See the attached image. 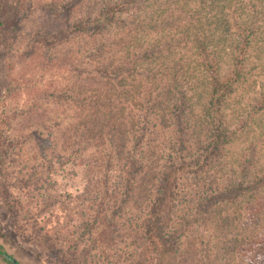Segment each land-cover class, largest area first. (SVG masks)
Listing matches in <instances>:
<instances>
[{
    "label": "trees",
    "instance_id": "obj_1",
    "mask_svg": "<svg viewBox=\"0 0 264 264\" xmlns=\"http://www.w3.org/2000/svg\"><path fill=\"white\" fill-rule=\"evenodd\" d=\"M30 1L28 7L31 6ZM41 2L33 11L28 8L23 9L24 0H0V45L7 49L5 65L10 78L8 87L0 97L3 107L8 104L10 96H13L21 84L13 72L18 65L15 61L16 39L25 29L20 14L25 10L28 11L27 16L32 15L31 18L38 28L36 32L38 40L31 38L32 41H28L24 49L25 52L31 53L30 56L33 57L38 52L37 44L41 42V47H51L54 44H69L74 38L79 37L77 53H83L85 60L97 61L92 68H83L81 65L84 64V60L72 64V70L77 74L78 79L85 77L87 73L86 81L111 85L107 91L95 90L96 112L90 119L81 122V126H90L85 134L93 142L100 137L109 138L114 148L112 153H115L119 159L124 156L122 145L126 132V118L121 97L125 101L134 99V93L139 95V88L133 85L131 90L121 92H114L112 89L116 85L123 88L128 77L140 73L134 66V60L131 61L133 66L122 64L113 68L116 55L127 51L131 56L130 50L133 48L137 50L135 54L143 59L159 58L168 53L169 56L180 57L173 62V68L182 70L184 56L181 52L191 44L195 49L194 55L202 58L201 64L213 77L214 87L210 101L214 110L210 116L211 138L207 143H201L196 153L191 151V142L197 136V127L191 106L181 94L180 102L173 109L181 133L179 152L187 153L192 159L185 160L181 155L178 166L169 167L166 164L165 170L154 172L151 165L146 163L144 153L139 156L134 154L127 156L136 166L133 172L142 174L137 183L138 192L142 193L152 185L158 193L153 203V217L148 220L146 234L157 251L168 254L173 252L172 246L179 243L185 231H190L196 223L205 224L213 216H218L223 226L232 229L227 234L229 239L218 252L216 246L212 244L211 237L204 238L201 234L200 240L203 245L199 248V252L202 253L200 264H212L213 257L219 258L221 252L226 257V261H235L236 264H264V215L260 214L264 211V81L260 79L264 75V70L258 71L259 64L249 63L251 57L247 54L248 49L253 47L261 33L258 24L260 18L258 5L264 3V0H42ZM190 4L198 7L193 11L187 7ZM248 7L255 15L250 21H245L241 17L246 14ZM133 9L136 13H145L144 19L138 14H134L131 20L123 17L122 13ZM76 10L85 12L86 15L83 20L72 23ZM234 26L238 30L237 34L243 36V46L229 43ZM146 30L161 31L166 34L145 47L139 43V33ZM217 33H220L218 37ZM226 48H233V52L229 54L230 59L224 61L228 75L221 83L216 74L220 71ZM71 51L72 49L68 48L56 60H60L62 56L68 58ZM257 51L259 53L261 50ZM20 54H23V51ZM259 58L257 55L256 59ZM93 73L95 76L92 75ZM112 81L116 84H112ZM61 92L62 90H54L50 95L62 94ZM250 92L254 93L252 100L255 102L234 109L231 121L235 126L234 129L226 125L228 116L222 113L221 109L242 105ZM150 101L149 94L144 103L149 105L148 110L151 112L158 107V104H151ZM8 114L5 109L0 118V126H2L0 152L7 139L5 126L11 121V116ZM161 124L167 126V120L163 117ZM155 127L154 124L149 127L147 118L143 123L137 121L133 124L134 134L137 135V151L140 150L145 137L150 139L153 137ZM244 135L249 138V145L243 146L235 154L236 156L230 157L225 150L236 146ZM223 151H225L224 160L220 158ZM173 159L170 154L168 161L171 162ZM184 180H188L187 189L195 185L199 190L200 199L196 205V214L183 218L182 231L165 234L160 225L161 214L167 210L171 200L179 197L178 188ZM209 191H213L214 194L209 196ZM184 194L186 198L188 193ZM238 201L243 211L250 213L247 219H243V213L240 216L235 214L233 205ZM237 220L240 222L236 223ZM153 235L159 237L163 245L162 249L156 246ZM196 243L197 241L192 242L193 245ZM0 251L6 252L1 244ZM197 251L194 248H186L181 264H190ZM8 262L13 264L9 260Z\"/></svg>",
    "mask_w": 264,
    "mask_h": 264
},
{
    "label": "clouds",
    "instance_id": "obj_2",
    "mask_svg": "<svg viewBox=\"0 0 264 264\" xmlns=\"http://www.w3.org/2000/svg\"><path fill=\"white\" fill-rule=\"evenodd\" d=\"M188 8L193 11L198 7L197 5L190 4L187 5ZM235 7V6H234ZM260 9V18L258 24L261 29L260 36L257 38L253 47L249 48L247 54L252 58L251 63L259 64L260 70H264V3L258 5ZM134 14H138L141 19H144L145 13H136V10L122 13L125 19L131 20ZM179 14V13H178ZM86 13L79 10L75 11L72 17V23L83 20ZM253 10L248 7L246 14L241 17L242 20L250 21L254 18ZM172 31V30H167ZM238 30L234 26L232 29V35L229 38L230 44H240L243 46V36L237 34ZM166 32L161 31H143L139 33V43L147 47V44L154 42L165 35ZM217 37L220 33L216 34ZM79 37L74 38L69 44L62 45L61 47L65 50L71 48L72 51L69 53L68 58L61 57L54 65H49L43 69L39 67L41 60L43 59L41 53L43 48L40 47L39 51L32 57L28 62L34 68L33 72H29V76H35L36 79H43L40 82L39 87L49 88L50 90H67L69 94V99L66 101H61L59 103L49 102L44 105V108L48 110V115H59L64 118V125L62 129H53L56 137H61L64 131L69 130V126L73 128L81 122L90 119L96 112L95 105V90L99 89L101 91H107L111 85H106L103 83H95L93 81H86L87 73L85 77H76L75 72L72 70V64L78 63L80 60H84L82 67H95L97 61L85 60L83 53H77V43ZM26 41L17 45V57L21 51H23V46ZM191 49V50H189ZM261 50L258 51L257 50ZM132 55L130 56L127 51L119 52L115 57V64L113 68L120 65L133 66L131 61H135V68L140 73V75H134L128 77L127 83L121 88L116 85L112 89L114 92H121L124 90H131L133 85L138 86L139 95H135L134 99L122 100V106L124 109V117L126 118V132L124 143L122 145V152L126 158L129 154H134L139 156L144 153L146 157V163L151 165L152 171L161 172L165 170L166 164L171 167L172 165L178 166L180 164V156L183 155L185 160L192 159L187 153H180L179 148L181 144V133L179 127L175 121L173 115V109L175 105L180 102L181 94L184 95V99L191 106L192 116L194 123L197 127V136L191 142V151L196 153L197 149L200 147L201 143H207L211 138V126H210V116L213 113V108L210 103L212 99V89L214 87L213 77L209 74L206 69L201 64V57L194 55L195 49L189 44L187 48L183 49L181 55L184 56L182 61L184 67L182 70H176L173 68V62L179 60V56H169L165 53L159 58L143 59L138 57L136 49L130 50ZM233 52V48H226L224 54V60L221 61L220 71L216 74L217 79L220 82H224L227 78V70L224 61L230 59L229 54ZM239 54V53H237ZM259 55V59L256 56ZM15 62V61H14ZM106 62V61H105ZM22 69V65H17L16 70L13 72L14 76H19ZM95 76V73L92 74ZM264 81V75L260 77ZM112 84H116L112 81ZM150 94L151 104H158L153 111H149V105L145 104V98ZM254 93L250 92L245 97L243 104L240 106L233 105L231 107H225L221 109L222 113H226L228 119L225 121L226 125L234 129V125L231 124L233 119L234 109L238 107L247 106L250 102L254 103L252 96ZM87 97L85 103L81 104V99ZM20 100L24 102L21 106L31 103V98L29 94L24 93L21 95ZM143 105V106H141ZM44 111V109H41ZM167 120V126L161 124V118ZM147 118L149 127L153 124L156 125L154 132L159 133L158 136L153 138L145 137L143 140L140 150L136 149V139L137 135L134 134L133 124L137 121L143 123ZM61 145H64L63 139H61ZM114 151L111 145L107 142L106 137L98 138L97 142L93 144L92 147L84 153L85 156L89 155H102L104 152ZM174 157L173 161L169 162V155ZM80 173L75 178L73 186L67 189H61L62 191H69L73 193V196L83 194L88 196V190L90 189L89 178L85 174L83 166L77 169ZM126 173L121 168L113 169L111 176L112 180L110 186L107 189L108 196L103 198L104 189L101 187V197L103 198V204L99 199L93 201L92 199H86L83 202L80 200L73 199L67 209H62L57 207L55 209V215L52 213H44L37 217L40 225L45 227V231L49 234H56L59 232L66 239L62 240L65 248L71 246V244L77 240L79 233L84 227L88 226L91 221L97 216L101 220L104 218L111 217L112 211L116 207L121 206V193L123 191V185L118 184L121 177L125 176ZM57 178V177H56ZM61 183H64L63 179L59 177ZM13 193L19 195L22 200L27 201L28 197L23 193L17 192L16 189H12ZM188 193L186 198H180L171 200L167 210L161 214L160 225L162 226L165 234L171 233L173 231L180 232L184 229V217L196 214V205L200 199L199 190L193 185L190 189H185ZM213 191H209L208 195H213ZM158 193L155 187L149 185L144 189L140 197L135 202H130L124 206V213L122 216L117 217V221L122 225V231H132L133 236L139 232L143 234V228L137 229V225H143L145 221L152 219L153 217V203L157 199ZM235 214L240 216L243 213V219H247L250 215L248 212H244L243 208L240 207V202L238 201L233 205ZM81 209L83 213L81 214ZM32 213L39 212V205L31 206ZM264 215V211L260 212ZM51 220L49 222V218ZM240 221L237 220L236 223ZM235 226V225H234ZM233 226V227H234ZM196 229L193 231H185L181 239L184 242V248H194V250L199 249V244H192V241L198 238L201 234L204 238L211 237L212 244L216 246V250H221L229 239L228 233L232 230L226 226H223L220 222V217L213 216L207 223L202 225H195ZM135 230V231H133ZM104 227H98L92 235L98 240L99 247L96 249V254L101 255L107 252H114L118 254L120 249L125 247V243L119 241L111 243L106 240L104 235ZM131 239V237L129 238ZM153 240L160 249L163 245L158 236L153 235ZM144 247L148 248L147 256L149 257V264H155V261L151 258L155 255L152 251V244L148 241H140ZM85 245L81 244L80 247L83 249ZM130 250V249H129ZM115 259V256H113ZM202 259V253L197 251V254L193 256L190 264H200ZM41 264H47V259L45 258ZM212 264H236L235 261H226V257L221 252L219 258L213 257Z\"/></svg>",
    "mask_w": 264,
    "mask_h": 264
},
{
    "label": "rangeland",
    "instance_id": "obj_3",
    "mask_svg": "<svg viewBox=\"0 0 264 264\" xmlns=\"http://www.w3.org/2000/svg\"><path fill=\"white\" fill-rule=\"evenodd\" d=\"M41 1L31 0V6L28 7L29 0H24L23 9L28 8L34 11L36 6H40ZM27 12L23 10L20 14L25 29L19 33V37L16 39V49L18 44L24 41L27 43L33 37L38 40V36H36L38 28L35 26L34 19L31 18L32 15H26ZM26 43L23 46V54H19V57L16 56L15 59L17 64L22 65L19 76H16L21 84L13 96H10V101L5 107L0 101V118L5 109L11 116L9 125L5 126L7 139L0 152V244L7 253L22 264H41L45 258L47 264H149L148 248L140 242H151L146 234L148 221H145L143 225H137V229L143 228V234L137 232L135 236L132 231H122L123 226L117 221V217L124 213V206L139 198L141 193L137 190V183L142 174L133 172L136 166L131 163L128 157L123 156L118 159L115 153H112L113 151L104 152L102 155L85 156L84 153L97 142L91 141L85 134L90 126H81L82 123L74 128L69 126V130L64 131L61 137H56L53 129H62L66 117L48 115V110L44 108V105L49 102L66 101L70 97L67 90H62V94L50 95L54 90L39 87L43 79L42 76L38 80L35 76L28 75L29 72L34 71V68L28 63L32 59L31 53L24 51ZM41 44L42 42L37 44L38 51ZM61 46L54 44L51 47H42L43 59L39 65L41 69L57 62L58 56L65 51ZM6 54H8L7 49L0 45V97L10 82L5 65ZM251 59H249V63ZM24 93L29 94L31 103L21 106L24 101L20 100V97ZM60 95L61 97H57ZM86 100L87 97L81 99L80 103L83 104ZM32 107L33 110H31ZM184 131L186 132V130ZM158 135L159 133L154 132L153 137ZM61 139L64 141L63 146ZM107 142L113 148L109 138H107ZM248 145L249 138L244 135L241 142L225 151L230 157L236 156L235 154L243 146ZM225 151L220 155L223 160ZM81 166L89 178L91 187L88 190V196L81 194L74 197L72 192L61 189L73 186L75 178L80 175L77 169ZM118 167L126 175L118 181V184L123 185L121 206L114 208L111 217L103 220L99 216L94 218L88 226L80 231L77 240L67 248L62 243L66 237L59 232L54 235L49 234L45 231V227L40 225L38 216L49 212L55 215L57 207L67 209L73 199L81 202L86 199L93 201L99 199L102 205L103 198L108 196L107 189L112 180L111 173ZM226 174L229 175V173ZM59 177L63 179L64 183H61ZM189 182L191 181L189 180ZM187 183L188 180H184L178 188L180 198H184ZM101 187L104 189L103 198L100 192ZM12 189L26 195L27 201L25 202L19 195L14 194ZM32 205H39L38 213H32ZM81 214H84L83 209H81ZM50 220L51 217L49 222ZM202 224L196 223V225ZM101 226L104 227V235L109 242L125 243L127 241L125 247L120 249L118 254L114 252L96 254L99 242L92 233ZM195 230L194 227L190 229L193 232ZM130 237L131 239H129ZM193 241H197L199 248L203 245L200 236ZM81 244L85 245L83 249L80 247ZM151 244L152 251L155 253L151 259L155 261V264H181L182 257L186 252L182 239L172 246L173 252L168 254L160 253L152 242ZM0 264L10 263L0 254Z\"/></svg>",
    "mask_w": 264,
    "mask_h": 264
},
{
    "label": "water",
    "instance_id": "obj_4",
    "mask_svg": "<svg viewBox=\"0 0 264 264\" xmlns=\"http://www.w3.org/2000/svg\"><path fill=\"white\" fill-rule=\"evenodd\" d=\"M0 254H2L5 258H7L13 264H22L14 256L10 255L9 253H6L4 251H0Z\"/></svg>",
    "mask_w": 264,
    "mask_h": 264
}]
</instances>
